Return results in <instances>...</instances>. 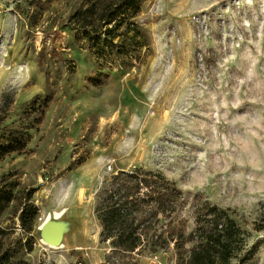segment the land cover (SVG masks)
Returning <instances> with one entry per match:
<instances>
[{
    "label": "rangeland",
    "instance_id": "obj_1",
    "mask_svg": "<svg viewBox=\"0 0 264 264\" xmlns=\"http://www.w3.org/2000/svg\"><path fill=\"white\" fill-rule=\"evenodd\" d=\"M88 3L0 0V103L14 98L0 123L12 146L0 160V264H109L92 205L136 167L180 189L172 226L192 231L216 204L243 230L232 264H264V0H144L121 25V53L76 24ZM178 252L132 256L176 264Z\"/></svg>",
    "mask_w": 264,
    "mask_h": 264
},
{
    "label": "trees",
    "instance_id": "obj_2",
    "mask_svg": "<svg viewBox=\"0 0 264 264\" xmlns=\"http://www.w3.org/2000/svg\"><path fill=\"white\" fill-rule=\"evenodd\" d=\"M144 0H89L75 13V22L91 40H99L102 31L109 47L120 49L128 29H121L129 18L138 15ZM129 24V23H128ZM134 26L133 23L130 24ZM129 27V26H128ZM130 29V28H129ZM119 36L118 41L115 37ZM14 98L4 95L0 103V123L10 113ZM12 149L0 145V160ZM181 191L161 173L136 167L113 173L100 193L95 214L101 224L100 242L110 243L105 254L109 264H136L133 253L144 249L157 251L173 243L177 250L176 264H232L244 241L243 230L227 210L206 203L202 212L195 213V229L185 232L172 226V213L181 204ZM37 212L36 208H31ZM27 207L22 209L25 218ZM159 214L167 219V228L160 224ZM196 240L189 253L181 250Z\"/></svg>",
    "mask_w": 264,
    "mask_h": 264
},
{
    "label": "bare ground",
    "instance_id": "obj_3",
    "mask_svg": "<svg viewBox=\"0 0 264 264\" xmlns=\"http://www.w3.org/2000/svg\"><path fill=\"white\" fill-rule=\"evenodd\" d=\"M62 215H63V211L56 212L54 215H53V214H48V215L46 216V219H45V221L43 222V224H42L41 227H43L44 225H46V224L50 221L51 218H60ZM42 241L45 242V243H47V244H49V245L52 246V247H57L56 245H54V244H52V243H49V242H47V241L44 240V239H42ZM62 246H63V245H60V247H62Z\"/></svg>",
    "mask_w": 264,
    "mask_h": 264
},
{
    "label": "crops",
    "instance_id": "obj_4",
    "mask_svg": "<svg viewBox=\"0 0 264 264\" xmlns=\"http://www.w3.org/2000/svg\"><path fill=\"white\" fill-rule=\"evenodd\" d=\"M82 167H83V169H84V168L86 167V165H83ZM120 169L128 170V169H126V168H119L118 170H120ZM80 170H82V169H80ZM80 170H79V171H80ZM83 185H84V186H87V187H89V188H91V187H90L91 185H89L88 183H87V185H86V184H83ZM79 209H81V206L79 207ZM94 210H95V208H94L93 205H92V214H93V215H96ZM73 214H74V218H75V219H76V218H81V213H80V211H78V212H74ZM108 244L110 245L109 241H108Z\"/></svg>",
    "mask_w": 264,
    "mask_h": 264
},
{
    "label": "built area",
    "instance_id": "obj_5",
    "mask_svg": "<svg viewBox=\"0 0 264 264\" xmlns=\"http://www.w3.org/2000/svg\"><path fill=\"white\" fill-rule=\"evenodd\" d=\"M106 170H107V171H112V165H111L110 163L107 164V166H106ZM75 264H85V263H83V261L79 260V261H77Z\"/></svg>",
    "mask_w": 264,
    "mask_h": 264
}]
</instances>
